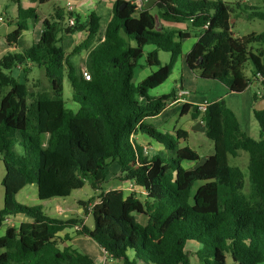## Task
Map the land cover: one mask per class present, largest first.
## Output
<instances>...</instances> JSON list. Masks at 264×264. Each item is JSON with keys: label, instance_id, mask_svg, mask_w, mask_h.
<instances>
[{"label": "trees", "instance_id": "obj_1", "mask_svg": "<svg viewBox=\"0 0 264 264\" xmlns=\"http://www.w3.org/2000/svg\"><path fill=\"white\" fill-rule=\"evenodd\" d=\"M154 7L160 22L190 23L198 32L185 62L200 80L243 94L251 84L245 74L251 62L254 77L264 87V31L235 37L231 23L236 12L249 10V20L264 21V10L220 0H155L149 9H139L134 0L118 1L103 38L98 37L100 18L95 13L84 23L74 17L75 25L67 26L65 15L56 11L45 21L37 43L0 60V162L5 167L0 228L10 217L30 220L9 227L0 238V264H95L87 255L60 247L57 233L77 224L80 234L123 264H191L186 251L190 242L200 245L195 253L200 264H264V111L253 109L258 141L242 132L223 100L207 104L204 113L192 112L194 120L202 116L214 152L195 169L185 170L183 163L200 162L196 151L181 147L188 133L163 134L149 123L177 92L151 97L149 91L169 79L191 34L163 26L157 30ZM34 17V10H19L17 28L6 37L10 47L18 44L26 21ZM80 31H87V39L72 55L87 51L83 65L88 81L82 71L76 75L61 46V36ZM147 46L157 50L145 54ZM159 52L170 54L168 64H161ZM144 58L148 67L158 69L135 85V69ZM29 63L44 69L49 89L33 93L12 75ZM65 76L76 111L64 100ZM253 99L258 103L256 93ZM139 135L166 152L145 153L136 141ZM240 151L249 154L250 196L244 193L242 171L229 163ZM114 165L115 180L143 189L144 201L118 189L102 191ZM87 181L92 190L102 191L92 211L89 202L81 203L93 218L92 229L82 220L51 218L41 206L15 202L28 185H36L38 199L47 202L70 197ZM197 182L202 185L192 197ZM137 215L146 217L145 226Z\"/></svg>", "mask_w": 264, "mask_h": 264}, {"label": "crops", "instance_id": "obj_2", "mask_svg": "<svg viewBox=\"0 0 264 264\" xmlns=\"http://www.w3.org/2000/svg\"><path fill=\"white\" fill-rule=\"evenodd\" d=\"M118 1H129V0H0V19H2L0 20V23L6 27V30L4 31L5 33L4 36L0 37V60L2 59L3 56H5L8 53H20L23 50L28 49L32 45L37 43L44 31L45 21L50 20L54 16L56 11H60L65 15V18H66L65 24H67V20L70 15L74 17H78L79 20L84 23L87 20V18L90 16V14L95 13L100 18V31L98 33V37L103 38L104 32L109 22L112 19L114 5ZM135 1L136 3H139L138 1H141V0H135ZM68 5H70V7L72 8L71 13L69 12ZM250 7H255V6H250ZM19 10H24V11L34 10L35 17L29 18L26 21V24H27L26 30L22 32V35H21V38L18 44L15 45L14 47H10L7 44L6 37L13 31H15L17 28ZM234 22L235 21H232L231 23L233 24ZM159 25L160 27L163 26L164 28L174 29L177 31L190 33L189 26L187 24H183V25L171 24V23L159 21ZM197 33L194 36L193 34L190 33L191 38L183 43L181 58L179 62L178 61L176 62L175 66L179 63L181 68L183 67L184 69L186 67L187 69V66H185L186 65L185 59L188 53L192 50V48L194 47V45L199 39V36ZM87 35H88L87 31H80L72 35L61 36V46L63 50L65 51V53L67 54V56H69L70 63L73 65L77 76L80 74L82 70H84L83 63L85 62L87 58V51H82L80 54H77V55H72V52L77 46L81 45L87 39ZM156 50L157 49L155 46H147L144 49L145 54L155 52ZM158 57L161 62V59H160L161 52L158 53ZM170 60H171V57H170ZM170 60L168 61V63L170 62ZM168 63H164V64L166 65ZM146 67L147 66L145 64V58H144L143 60H141L140 66L136 68L134 78L136 76H138V78L140 79L143 78L146 73L145 72ZM19 69H22V72H24L23 74H19V75H22L20 76L21 79H18L15 76V78L19 82L27 85L29 81H32V80L35 82L38 81V79H35L32 77V75L35 74L34 71L36 70V66L29 63L27 65L18 67L15 70L17 71ZM137 69H139V71H137ZM182 72L183 70H181L180 80L183 82ZM187 73L190 74L189 72ZM147 77L145 76L143 79H141V83ZM250 80L252 81L254 80L255 82L253 83V85L250 84V86L245 91V93L250 91L253 87V90H254L253 94L256 93L259 98L258 103L264 101V87L262 86L260 80H256L254 75L252 79ZM213 83L215 85L214 87L219 88V91L221 92L222 97H219L213 101H208V100L203 99L204 97L196 95L200 91H196L195 94L189 93L187 90H185L184 83H182L181 86H179L177 83V79H174L173 87H171L169 91H165L164 93H162V95H157L156 97L170 94L173 91H176V92L186 91L189 93V95L184 96L178 102H171L168 105V107L159 116L151 120V121H154L153 125L157 128V130H161V129L163 130V127L165 128V126H168L169 123L172 121L173 115H175V117L178 115H180V117H187V116L191 117L192 112L196 113L197 106H200L202 104H209V103L219 101V100H223L224 102H226V98L228 96L237 95V94L230 93L224 85L218 84V83L215 84V82ZM199 90H203V89L199 88ZM0 96H1V93H0ZM0 101H1V97H0ZM75 105H76L75 106L76 108L71 109V110H74V111L78 110V105L77 104ZM254 105L256 106L257 103ZM255 106L253 109H255ZM230 109L236 115L239 121V124H240V128L242 130V124L245 123L246 120H248L247 118L248 114L246 113L247 110L244 109V111H242L241 108L235 109L234 107ZM195 124L196 123L194 121H191L182 127H177L176 122L172 121V124L169 127V129L165 128V132H167L168 134H173L175 131L181 130V131L188 133L189 129ZM136 141L138 142L140 146L147 148L151 153L166 152L162 146L158 145L157 143H155L153 140H151L150 138L146 136L139 135L137 136ZM181 143H184V141H182ZM191 164H196V163L185 162L183 163V167L185 165H191ZM115 174L117 173L115 172ZM114 189L122 190L126 196L130 194L127 192V190H131V191L134 190L136 192L142 191L146 195L145 191L136 185L131 188L130 182H123V188H110V189H107L105 192H108L109 190H114ZM99 196L100 194L99 195L97 194L95 197H92V198H96V200L98 201ZM82 202L83 201L80 200L78 201L76 206L68 208V209L62 208L60 204L57 205L56 210L58 212L59 217L56 219L82 220L84 226H86L89 229H92L93 225L92 227L90 226L88 227V224H87L89 217H92V216L90 213L85 212V208L81 206ZM3 203L4 201L2 202L0 211L4 207ZM45 214L51 218H55V217L50 216L47 213ZM136 218H137V221H139L141 225L143 226L146 225L147 223L146 217L142 215H137ZM27 221H30V220H28L27 218L23 216L7 218L2 226L3 227L2 229L4 231L1 232L0 238L5 235V232L9 227L18 228L23 222H27ZM80 226L81 225L77 224L74 226L65 227L63 230L57 233V238L59 240L61 248H66V247L71 248L84 255H87L95 262V264H123L122 261H115L109 258L107 253L96 242H94L89 237L80 234V229H81ZM199 249H200V245L198 243L190 242L187 245L186 251H191L192 253L195 254ZM128 255L131 258V260H133L134 258L133 252H129ZM138 264H142V263H138Z\"/></svg>", "mask_w": 264, "mask_h": 264}, {"label": "rangeland", "instance_id": "obj_3", "mask_svg": "<svg viewBox=\"0 0 264 264\" xmlns=\"http://www.w3.org/2000/svg\"><path fill=\"white\" fill-rule=\"evenodd\" d=\"M194 1V0H193ZM209 1H219V0H209ZM223 2H226L228 4H234V6L236 4H241L242 7H249V6H255L257 8H259L260 10H264V0H220ZM240 11L236 12V14L234 15L232 21H235L232 24V32L234 33V36L236 37H242L251 33H261L264 31V21L255 19V20H249L248 19V14L250 13V10L245 13H239ZM151 13L153 15H155L158 18L159 15V10L157 8H153L151 10ZM238 13V16H237ZM189 26V30L190 33L193 34V36L197 33L195 31H193L192 29V25L189 23L187 24ZM6 30V27L4 25H2L0 23V37L4 36V31ZM198 34V33H197ZM170 54L168 53H164L161 52V64L165 65L164 63H168V61L170 60ZM181 56L178 58V62L180 60ZM141 63V62H140ZM139 63V66H140ZM185 63V62H184ZM138 66V67H139ZM147 66V65H146ZM186 66V65H185ZM84 68V65H83ZM158 68L157 67H146L145 70V75L144 77L150 75L151 73H153V71H156ZM136 70V69H135ZM181 70H183L182 75H183V82L180 80L181 79ZM137 71H139V69H137ZM253 66L251 62H248L247 66H246V70H245V74L249 79H252L253 77ZM187 72H189L190 74H188ZM24 72H22V69L19 70H13L12 71V75L15 77H17L18 79H21L19 74H23ZM35 74L32 75L33 78L38 79L37 82L35 81H29V83L27 84L29 86V89L33 92V93H38L41 92L43 90H47L49 88V84L47 82L46 76H45V71L43 68L37 67L36 66V70L34 71ZM143 77V78H144ZM31 78V77H30ZM141 78V79H143ZM141 79L138 78V76H136L134 78V84L138 85L141 83ZM177 79V83L179 86H181L182 83L185 84V90H187L189 93L195 94L196 91H200L198 92V94H196L197 96H202L204 97L203 99L208 100V101H213L216 100L219 97H222L221 92L219 91L218 87H214V83L213 81H204V80H200L197 75H195L194 73H192L188 68L186 69V67L183 69V67L181 68L179 63L174 66L173 71L169 77V79L161 86H159L157 89L155 90H151L149 91V95L151 97H156L157 95H162V93H164L165 91H169L171 89V87H173V80ZM255 81L251 80V85H253ZM218 82H215V84ZM220 84V83H218ZM64 86H65V91H64V100L66 102V106L69 109H75L76 105L75 103L72 101V88H71V84L68 80V78L65 76V80H64ZM203 89V90H199ZM217 88V89H216ZM253 87L250 91H248L247 93H243L240 95H230L226 98V106L229 108L234 107L235 109L241 108L242 111H244V109L247 110V114H248V120H246L245 123L242 124V132L249 136L250 138L254 139V140H259L260 139V127L259 124L257 122V120L254 117L253 114V108H254V99H253ZM1 97V96H0ZM191 114V113H190ZM172 121L176 122L177 127H182L185 124L194 121L196 124L193 125L189 131V138L186 142L181 143V147H189L191 149H193L194 151L197 152V154L200 157V162L197 164H191V165H185L184 169L188 170V169H195L196 167H198L199 165H201L205 158L212 155L214 152V147H213V142L211 140H209L206 136L205 133L202 132L200 130V128L203 126V122H202V116H200L197 120H194L192 118V116H187V117H180V115L176 116L173 115L172 117ZM172 121L169 123L168 126H165V128H168L171 126ZM149 123L154 124V121H150ZM201 124L200 127L196 128L197 124ZM165 128L163 127V130H158V131H162L161 133L165 134L167 132H165ZM229 163L232 167H237L239 168L242 173H243V177H244V182H245V189H244V193L247 196H250L251 194V185H250V180H249V171H248V165H249V154L246 153L245 151H240L239 155L236 158L233 157H229ZM117 171L115 165L111 166L109 171H108V184L104 185L102 188V191H106L107 189L110 188H123V182L115 180V177L117 174H115V172ZM5 176V167L3 165V163H0V207L2 206V202L4 201V187L2 185L3 183V179ZM200 185H202L201 182H197L195 184V186L193 187L192 190V197L194 196V194L196 193V191L198 190V188L200 187ZM102 191H94L92 190L90 183L87 181L85 186L80 189V190H76L74 191L70 197L65 198V199H52L50 201L47 202H42L38 199L37 196V186L36 185H28L26 186L24 189H22L17 196L15 197V202L18 203L19 205L22 206H26V207H36V206H41L43 208L44 213L49 214L52 217L58 218V212L56 210L57 205H61L62 208L64 209H68L71 207H74L77 205L78 201H83V202H89L90 204H94L95 202H97L96 198H92L95 197L97 194H101ZM128 193L130 194H136L137 196H139V198L144 201L145 200V194L141 191L136 192V191H131V190H127ZM129 194V195H130ZM99 201V200H98ZM4 205V203H3ZM14 218V217H12ZM138 223H140L139 221H137ZM88 227H92L93 225V218L89 217V220L87 221ZM3 227L0 228V234L1 232H3L4 230L2 229ZM77 249V248H75ZM187 254L189 256L190 262L191 264H200V262L198 261V259L196 258L195 254L192 253L191 251H187ZM228 262L231 263L230 258L228 259Z\"/></svg>", "mask_w": 264, "mask_h": 264}, {"label": "built area", "instance_id": "obj_4", "mask_svg": "<svg viewBox=\"0 0 264 264\" xmlns=\"http://www.w3.org/2000/svg\"><path fill=\"white\" fill-rule=\"evenodd\" d=\"M148 1H149V0H141V1H138L139 3H136V1L134 0V3H135V4L139 7V9H140V8L143 7V5H144L145 3H147ZM68 9H69V12L71 13V12H72V8L70 7V5H68ZM0 20H2V19H0ZM74 25H75V18H74V16L70 15V17H69L68 20H67V26H74ZM82 75H83V77H84L85 80H87V81L90 80V75L88 74L87 71L82 70ZM258 94H259V93H258ZM187 95H189V93L186 92V91H180V92H177L175 99H174L173 101H171V102H178V101H180L184 96H187ZM259 95H260V94H259ZM171 102H170V103H171ZM170 103H169V104H170ZM169 104H168V105H169ZM167 107H168V106H167ZM206 108H207V104H202V105H200V106H197V110L200 111L201 113H204V112L206 111ZM144 150H145V153L148 152V149H147V148H144ZM134 186H135V184L130 182V187L132 188V187H134ZM98 202H99V201L95 202L94 204H90V205L88 206L89 211H92L93 208H94V206H95Z\"/></svg>", "mask_w": 264, "mask_h": 264}, {"label": "water", "instance_id": "obj_5", "mask_svg": "<svg viewBox=\"0 0 264 264\" xmlns=\"http://www.w3.org/2000/svg\"><path fill=\"white\" fill-rule=\"evenodd\" d=\"M154 3H155V0H149L145 5H144V7L146 8V9H149V8H151L153 5H154ZM126 5H124V7H125ZM157 18V17H156ZM160 25H159V19L157 18V30H160ZM255 110L256 111H264V101H262V102H259V103H257V105L255 106ZM200 125L201 124H197L196 125V128H198V127H200ZM200 130L202 131V132H205V127H204V125L200 128Z\"/></svg>", "mask_w": 264, "mask_h": 264}]
</instances>
